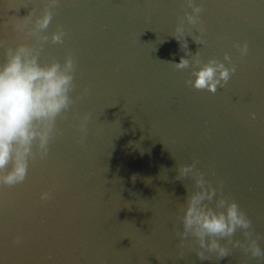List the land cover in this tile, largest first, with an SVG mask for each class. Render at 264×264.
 Returning a JSON list of instances; mask_svg holds the SVG:
<instances>
[{
    "label": "water",
    "instance_id": "water-1",
    "mask_svg": "<svg viewBox=\"0 0 264 264\" xmlns=\"http://www.w3.org/2000/svg\"><path fill=\"white\" fill-rule=\"evenodd\" d=\"M184 3L61 0L45 34L61 25L64 43L47 44L41 63H63L72 53L76 102L69 119L58 120L63 135L48 158L30 163L23 184L0 186V264H264L240 249L200 261L184 248L177 259L178 217L194 180H176V169L194 157L264 234V0H196L207 43L189 35L187 51L172 35ZM43 4L0 0V38L13 42L9 17H26ZM245 41L250 52L241 60L234 44ZM197 51L204 62L228 65L227 53L236 65L215 94L186 86L191 69L172 64L191 61ZM85 88L89 95L79 99ZM89 113L80 144L74 125ZM49 190L52 199L42 202ZM234 238L244 239L241 231ZM259 243L264 248V239Z\"/></svg>",
    "mask_w": 264,
    "mask_h": 264
},
{
    "label": "clouds",
    "instance_id": "clouds-1",
    "mask_svg": "<svg viewBox=\"0 0 264 264\" xmlns=\"http://www.w3.org/2000/svg\"><path fill=\"white\" fill-rule=\"evenodd\" d=\"M60 4L61 0H44L42 9L35 6L26 17H9L15 40L0 39V49L4 50L5 57L0 62V186L11 188L23 184L30 163L48 158L50 144L63 135L58 120H68L76 102L71 95L76 89V60L72 53L66 54L63 63L56 57L41 63V54L47 44L64 43L66 32L61 25L51 36L45 34ZM182 7L184 16L179 19L173 37L185 51L189 35L197 44L205 45L203 6L196 0H185ZM234 47L241 60L249 55L247 41L237 42ZM224 61L228 65L216 58L204 62L197 51L191 61L181 57L179 63L172 64L178 70L191 69L190 77L194 79L186 80V86L215 94L237 71L227 53ZM87 95L89 89L85 88L78 98L84 99ZM251 115L255 120V113ZM77 119L79 123L74 126L80 133L78 143L84 144L92 115L89 113ZM198 164L199 159L194 157L192 163L179 165L176 169V180L189 176L194 180V190L187 188L185 203L180 209L182 215L178 217L182 230L176 233L181 249L177 259L183 260V249L189 248L200 261L223 260L231 256L234 249L242 250L250 258L264 260V248L259 243L264 234L256 233L248 214L233 197L224 195L223 181L214 186ZM52 195L50 190L44 191L40 200L46 202ZM237 231L242 232L243 240L234 238ZM22 242V236L17 235L14 243Z\"/></svg>",
    "mask_w": 264,
    "mask_h": 264
},
{
    "label": "snow or ice",
    "instance_id": "snow-or-ice-1",
    "mask_svg": "<svg viewBox=\"0 0 264 264\" xmlns=\"http://www.w3.org/2000/svg\"><path fill=\"white\" fill-rule=\"evenodd\" d=\"M0 30H2V29H0ZM0 39H2V38H0Z\"/></svg>",
    "mask_w": 264,
    "mask_h": 264
}]
</instances>
